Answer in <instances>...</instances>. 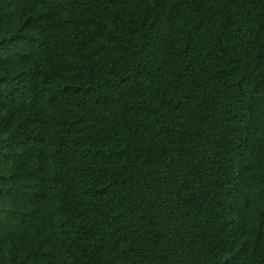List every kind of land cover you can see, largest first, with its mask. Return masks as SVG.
Segmentation results:
<instances>
[{"label":"trees","instance_id":"16d2710c","mask_svg":"<svg viewBox=\"0 0 264 264\" xmlns=\"http://www.w3.org/2000/svg\"><path fill=\"white\" fill-rule=\"evenodd\" d=\"M0 264H264V0H0Z\"/></svg>","mask_w":264,"mask_h":264}]
</instances>
